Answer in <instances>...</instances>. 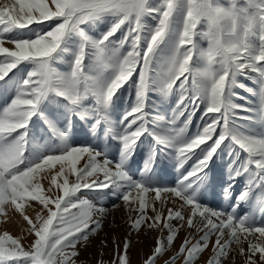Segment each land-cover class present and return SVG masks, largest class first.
<instances>
[{"label":"snow or ice","instance_id":"snow-or-ice-1","mask_svg":"<svg viewBox=\"0 0 264 264\" xmlns=\"http://www.w3.org/2000/svg\"><path fill=\"white\" fill-rule=\"evenodd\" d=\"M108 16L116 18L111 27L99 39L90 36ZM62 44L78 45L66 73L54 67ZM251 74L264 117V0H15L0 7V215L12 208L33 234L25 244L3 230L0 264H87L81 257L103 231L109 208L100 200L109 195L126 206L129 232L113 241L108 264H131L132 236L142 231L156 233L142 264H235L234 256L264 264V218L237 212L264 191V135L244 134L232 123L237 109L248 110L234 103L232 90L244 87L237 77ZM126 85L134 100L111 122L109 109ZM153 92L174 95L169 119L145 110ZM197 113L202 123L188 137ZM73 117L89 125L85 135L94 140H118L120 158L76 145ZM40 134L43 150L33 148ZM147 136L175 150L178 171L192 161L175 186L136 180L126 170ZM225 141L232 145L225 198L231 200L239 178L245 187L228 207L211 208L195 192ZM46 170L50 180L42 187ZM212 189L208 184L204 195H215ZM25 201L40 207L35 221L24 214ZM185 224L191 231L176 248ZM94 264H104L103 257Z\"/></svg>","mask_w":264,"mask_h":264},{"label":"rangeland","instance_id":"rangeland-1","mask_svg":"<svg viewBox=\"0 0 264 264\" xmlns=\"http://www.w3.org/2000/svg\"><path fill=\"white\" fill-rule=\"evenodd\" d=\"M15 0H0V7L5 5H13ZM115 17L108 16L105 17L101 22L92 26L88 34L95 39H99L104 31H107L111 27V23L115 21ZM149 22H151L149 18ZM119 35V34H118ZM173 39L176 38V33H172ZM69 41H77L78 37L74 34H69L67 37ZM78 45H72L69 48H65V45H61L63 50V55L61 50H58L54 54V67L57 71L66 73L70 69L71 57L75 54V48ZM199 47L206 49L207 41L200 40ZM237 79L244 85V87H236L232 91L237 94L234 98V103L243 106V109H248L247 111L242 109H237V116L232 121L235 129L239 132L249 135H264V117L261 116V99L256 94L258 92V82H255V74H251L248 77L239 76ZM130 86L126 85L125 89H122L123 99L116 101L115 106L109 109V115L111 117V122H118L125 110L130 108L133 100L134 93H130L128 90ZM47 103V101L45 102ZM175 107V97L172 94L162 95L160 93H150V100L147 102L146 111L157 114L158 117H163L164 120L169 119L172 116V110ZM47 113H45L46 115ZM200 113L196 114L193 119V123L186 130L188 137L193 136L197 131V125L202 123L200 120ZM37 119V118H34ZM43 124V120L39 121ZM73 123L75 127L73 132V142L78 146H88L93 147L97 151L105 152V154L110 159L120 158V142L113 139L111 136H106L101 140H94L91 134L85 135L89 127L84 121H78L76 117H73ZM154 127L161 128L162 124L155 123ZM47 128V125H45ZM80 129H83L80 131ZM105 140L107 143H105ZM141 143L136 148L134 154L126 162V170L129 172L134 179H144L147 182L159 184L167 187L175 186L178 179L182 175L186 174L185 169L189 168L192 161L184 165V168L178 171V161L176 159L175 150L170 147H165L162 144L153 141L151 136L142 138ZM45 147L43 134L37 137V142L33 144V148L38 150H43ZM223 151L218 150V154L213 158L209 165L210 171L208 172L207 183L202 185L196 192L195 195L202 203L211 208H225L235 201V197L240 194V192L245 187V180L243 177L239 178L234 185V192L232 193L231 200H227L224 194V187L228 181V162L230 159L229 150L232 145L229 141H225V144L221 146ZM154 157L155 162L150 164V170L142 175V171L145 169L146 162ZM59 165H54L51 169V174H55L58 170ZM43 177L41 180L42 187H46L48 181L50 180V174L46 170L44 173L39 174ZM39 178V177H38ZM71 179V178H70ZM208 184L213 185L212 191L215 195H204ZM87 191V190H86ZM100 191V190H95ZM107 191V190H105ZM149 200H151L152 194H147ZM165 200L164 207H167V196L162 194ZM91 199L92 197H88ZM101 203L105 204L109 208V215L107 216L103 231L99 235L94 236L91 239L89 248L83 253L81 259L85 260L87 264H94V261L103 257L104 264H108L109 261L113 259V241L120 243L127 233L129 232V221L127 219L128 212L126 206L123 205L121 201L117 199L114 195H109L100 200ZM113 203L117 204V207H112ZM252 205L251 207L249 205ZM260 205H264V191H259L258 193H253V196L248 202L242 203L237 209L239 215L244 216L246 214H254L257 217L258 222L264 218V207L259 209ZM157 206L160 207V201H157ZM12 208H8V215H0V234L3 230H7L14 237L21 239V241L27 244L28 240L25 242V237L29 232L30 226L23 219L19 213H15ZM30 212V213H29ZM40 212V207L37 202L25 201L24 202V214L28 215L34 221L36 219V213ZM11 213V214H9ZM16 214V216H15ZM43 214V213H41ZM19 215V216H18ZM148 215H153L151 207L148 209ZM190 229L185 224L179 231L178 237L175 240V247L179 248L181 242L189 235ZM26 232V234L24 233ZM24 234V235H23ZM28 233L27 236L29 241L33 239V234ZM23 235V236H22ZM156 235L155 232L148 233L142 231L139 235L132 236V246L128 251V255L132 262L133 259L137 260L135 264H142L144 256L148 253L149 249L152 247L153 237ZM197 238L199 235L197 234ZM215 239V237H213ZM107 240V247H102L101 241ZM235 247V245H233ZM209 252H204L203 257L207 258ZM167 258V257H165ZM235 264H242V258L239 256H234ZM158 264L160 262L158 261ZM200 264H203L201 259Z\"/></svg>","mask_w":264,"mask_h":264},{"label":"bare ground","instance_id":"bare-ground-1","mask_svg":"<svg viewBox=\"0 0 264 264\" xmlns=\"http://www.w3.org/2000/svg\"><path fill=\"white\" fill-rule=\"evenodd\" d=\"M7 210H8V209H7ZM11 212H13V210H11ZM29 213H30V212H29ZM9 214H11V213H9ZM36 214H37V213H36ZM7 215H8V214H7ZM15 216H16V214H15ZM18 216H19V215H18ZM24 233L26 234V232H24ZM28 233H29V232H28ZM28 233H27V235H28ZM23 235H24V234H23ZM23 235H22V236H23ZM29 235H30V234H29ZM23 237H25V235H24ZM27 237H29V236H27ZM24 239H25V238H24ZM29 239H30V238H29ZM29 239H27V240L29 241ZM27 240H25V242H26ZM28 241H27V242H28ZM23 242H24V240H23ZM137 260H138V259H137ZM137 260L133 259L132 262H131V264H135Z\"/></svg>","mask_w":264,"mask_h":264}]
</instances>
